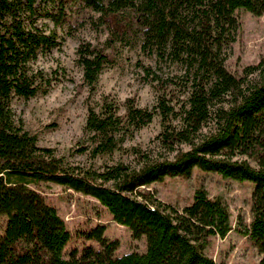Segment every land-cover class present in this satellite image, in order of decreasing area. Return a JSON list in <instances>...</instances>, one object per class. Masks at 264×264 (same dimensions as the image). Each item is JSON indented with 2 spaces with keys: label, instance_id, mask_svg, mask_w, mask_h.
Listing matches in <instances>:
<instances>
[{
  "label": "trees",
  "instance_id": "obj_1",
  "mask_svg": "<svg viewBox=\"0 0 264 264\" xmlns=\"http://www.w3.org/2000/svg\"><path fill=\"white\" fill-rule=\"evenodd\" d=\"M79 1L97 14L96 25L107 30L102 48L81 42L76 49L89 97L112 61L105 48L132 38H139L143 51L181 64L183 72L162 79L150 66H142L160 91L150 108L138 106L134 97L120 104L111 95L88 104L86 137L79 139L77 151L91 160L129 151L123 143L159 116L156 140L164 154L152 158L132 148L137 166L118 161L95 169L39 146L37 135L15 118L11 101L48 91L49 80L30 63L59 42L54 30L45 32L33 21L26 26L36 0H0V218L6 216L0 264H224L208 254L212 238H224L232 229L221 198L209 197L199 187L189 204L168 208L147 189L165 177L186 179L193 168L254 183L251 219L239 231L257 248V264H264V57L236 75L226 68L222 52L238 25L235 12L261 15L264 0ZM63 16L60 7L52 15L55 24ZM178 83L185 97L175 106L164 89ZM43 182L96 200L134 239L144 237V251L115 255L116 241L105 238L104 226L96 225L84 236L96 240L99 248L86 246L64 257L71 234L56 207L31 187Z\"/></svg>",
  "mask_w": 264,
  "mask_h": 264
},
{
  "label": "rangeland",
  "instance_id": "obj_2",
  "mask_svg": "<svg viewBox=\"0 0 264 264\" xmlns=\"http://www.w3.org/2000/svg\"><path fill=\"white\" fill-rule=\"evenodd\" d=\"M60 7L63 8L64 16L59 24H55L52 15ZM35 8L31 18L25 17L26 26L33 21L45 32L54 30L59 44L47 52L39 53L36 60L30 63L34 72L42 71L44 79L49 80L48 91L28 99L12 98V111L15 118L23 120V128L37 135L39 146L54 148L57 155L70 163L92 164L95 169L118 161L137 166L138 158L132 148L152 158L162 156L164 153L156 140L161 130L159 116H155L148 125L123 143V147L129 151H116L112 155H101L91 160L87 153H80L77 148L79 139L86 137L83 127L88 104L100 101L103 95H111L120 104L127 97H134L138 106L150 108L155 104L160 91L156 87L158 81L146 77L142 66H150L160 78L166 79L180 75L183 72L182 65L160 59L155 52L143 51L138 37L129 42L117 43L113 49L105 48L112 61L103 68L96 91L89 97L81 83L76 49L81 42L102 48L107 36L106 28L96 25L97 14L84 7L79 0H36ZM235 15L238 25L231 29L222 52L226 68L236 75H242L244 67L255 65L264 57V12L256 16L239 9ZM164 90L166 97L175 106H179L185 97V88L180 83ZM250 163L256 166L255 162ZM31 187L39 190L46 197L47 203L55 206L65 220L71 239L63 249L64 257H69L72 250L80 253L86 246L99 248L96 240L84 236V232L96 225L104 226L105 238L116 241L115 255L144 251V237L134 239L130 229L112 220L109 213L93 198L49 182ZM199 187L209 197L221 198L228 209L232 225L231 231L224 238H212L208 254L216 263L257 264L261 257L257 248L239 231L251 219L252 181L233 180L214 171L193 168L190 177L186 179L165 177L162 181L149 184L147 189L165 207L181 209L192 201L193 192ZM1 218L0 233L6 216L2 215Z\"/></svg>",
  "mask_w": 264,
  "mask_h": 264
}]
</instances>
